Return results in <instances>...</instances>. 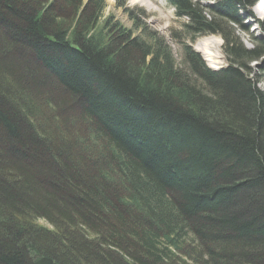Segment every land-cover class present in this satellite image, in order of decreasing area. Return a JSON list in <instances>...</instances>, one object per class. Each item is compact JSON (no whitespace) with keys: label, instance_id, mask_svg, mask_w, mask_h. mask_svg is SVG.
<instances>
[{"label":"trees","instance_id":"16d2710c","mask_svg":"<svg viewBox=\"0 0 264 264\" xmlns=\"http://www.w3.org/2000/svg\"><path fill=\"white\" fill-rule=\"evenodd\" d=\"M243 1L167 0L191 43L223 39L213 71L108 19L100 38L103 0H0V264H264V41L228 31Z\"/></svg>","mask_w":264,"mask_h":264},{"label":"rangeland","instance_id":"374dc122","mask_svg":"<svg viewBox=\"0 0 264 264\" xmlns=\"http://www.w3.org/2000/svg\"><path fill=\"white\" fill-rule=\"evenodd\" d=\"M88 1V0H87ZM105 3V10L102 18L97 25L95 32L100 37L103 38L105 29H102L104 22L108 19L110 24L115 22L125 29L130 30L133 35L137 36L141 32L146 35H152L164 43L168 49L171 51L173 60L176 62L177 66L183 68V56L184 50L183 46L192 48V50L197 53L203 60L204 57L196 51L200 48L199 44L206 39H217L219 40L220 52L222 58L224 59L220 71L228 67V62L226 60L225 54L223 53V39L218 35L202 36L197 38L193 43L188 40V36L183 31V25L187 23L186 19H179L175 15V10L167 3L166 0H150L148 1L151 9L143 7L140 3H132V0H103ZM263 0H245L243 1V7L237 12L240 24L245 27L247 32L241 30L238 26H232L228 31H233L234 36L237 40L246 48L251 50L257 44V41H264V19H261L256 12L255 8L258 3L263 4ZM86 2V0H85ZM219 2L222 0H193V3L199 4V7L203 9L206 13L215 8ZM145 36V35H144ZM103 41V39H102ZM205 62V60H204ZM206 63V62H205ZM207 65V64H206ZM250 78L253 80H260L259 88L264 92V53L261 58L250 65ZM53 99L56 103L62 101V96L59 93L53 92ZM65 111V107H62ZM66 111V116L72 119V128L74 131L81 135H86L87 125L80 120V118L75 115V113ZM65 117V116H64ZM86 131V132H85ZM40 225L46 226L45 223L39 222Z\"/></svg>","mask_w":264,"mask_h":264},{"label":"bare ground","instance_id":"6f19581e","mask_svg":"<svg viewBox=\"0 0 264 264\" xmlns=\"http://www.w3.org/2000/svg\"><path fill=\"white\" fill-rule=\"evenodd\" d=\"M148 1L150 0H132V3H142L141 5L144 7H147L148 9H151V6H149ZM225 0H222V2ZM263 4L258 3L256 6H260L258 8H255L256 12H258V15L261 19H264V0L262 1ZM220 3V2H219ZM241 10L242 8L239 7ZM200 48L196 49L201 55L204 57V60L207 64V66L213 70L217 71L220 69V67L223 64L224 59L222 58V54L220 52V42L219 40H215L213 38L206 39L203 42L199 44Z\"/></svg>","mask_w":264,"mask_h":264}]
</instances>
